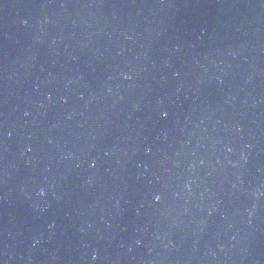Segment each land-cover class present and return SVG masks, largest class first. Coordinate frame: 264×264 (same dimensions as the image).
<instances>
[{
    "label": "water",
    "instance_id": "95a60500",
    "mask_svg": "<svg viewBox=\"0 0 264 264\" xmlns=\"http://www.w3.org/2000/svg\"><path fill=\"white\" fill-rule=\"evenodd\" d=\"M0 264H264V0H0Z\"/></svg>",
    "mask_w": 264,
    "mask_h": 264
},
{
    "label": "clouds",
    "instance_id": "9594fccd",
    "mask_svg": "<svg viewBox=\"0 0 264 264\" xmlns=\"http://www.w3.org/2000/svg\"><path fill=\"white\" fill-rule=\"evenodd\" d=\"M44 194H45V193H44L43 189H41V191H40V195L43 196Z\"/></svg>",
    "mask_w": 264,
    "mask_h": 264
},
{
    "label": "snow or ice",
    "instance_id": "6c2138e0",
    "mask_svg": "<svg viewBox=\"0 0 264 264\" xmlns=\"http://www.w3.org/2000/svg\"><path fill=\"white\" fill-rule=\"evenodd\" d=\"M157 199H159V197H157Z\"/></svg>",
    "mask_w": 264,
    "mask_h": 264
}]
</instances>
